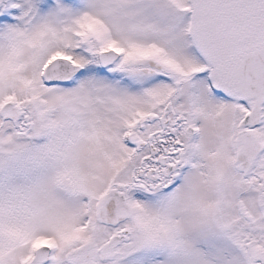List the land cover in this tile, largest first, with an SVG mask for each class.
Masks as SVG:
<instances>
[{
  "label": "snow or ice",
  "instance_id": "6c2138e0",
  "mask_svg": "<svg viewBox=\"0 0 264 264\" xmlns=\"http://www.w3.org/2000/svg\"><path fill=\"white\" fill-rule=\"evenodd\" d=\"M0 264H264V0H0Z\"/></svg>",
  "mask_w": 264,
  "mask_h": 264
}]
</instances>
